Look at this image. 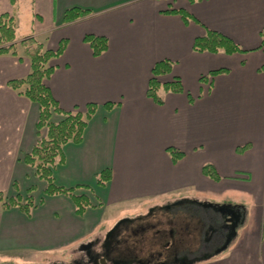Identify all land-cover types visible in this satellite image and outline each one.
<instances>
[{"label": "crops", "instance_id": "obj_1", "mask_svg": "<svg viewBox=\"0 0 264 264\" xmlns=\"http://www.w3.org/2000/svg\"><path fill=\"white\" fill-rule=\"evenodd\" d=\"M22 5L30 13L23 24ZM72 7L91 14L63 23ZM179 9L192 19L169 13ZM0 14L14 19L18 42L33 37L48 50L64 42L45 84L63 111L86 119L81 139L63 146L52 173L54 184L72 194L44 195L42 184L30 192L29 215L0 208V264L76 249L109 234L125 210L160 206L177 195L216 203L223 212L235 209L241 221L224 254L199 264H264V0H0ZM206 30L240 51H193ZM86 35L105 37L106 52L94 57ZM160 61L172 63L161 82L178 78L183 91L160 88L157 103L147 90ZM29 72L21 48L0 56L5 196L27 194L37 180L22 156L38 141V108L7 85ZM170 149L181 158L174 161ZM205 166L219 179L208 177ZM106 169L110 178L99 183ZM73 195H84L89 207L77 211Z\"/></svg>", "mask_w": 264, "mask_h": 264}, {"label": "trees", "instance_id": "obj_2", "mask_svg": "<svg viewBox=\"0 0 264 264\" xmlns=\"http://www.w3.org/2000/svg\"><path fill=\"white\" fill-rule=\"evenodd\" d=\"M10 1L12 4L15 2V0ZM187 1L194 3L197 0ZM169 13L180 16L185 23L192 19L188 12L181 9L171 10ZM90 14V10L72 7L64 12L63 23L74 22ZM16 35L17 25L14 19L7 14H0V56H15L17 50L21 48L30 62L29 74L25 78L9 81L7 85L38 108L36 129L39 138L31 152L22 156V161L33 168L37 178L44 182V195L71 193V189L54 184L52 173L62 155L63 146L70 141L78 142L81 139L86 119L80 112L63 111L45 84V80L54 71L51 61L62 55L65 44L60 42L56 50H48L33 37L18 42ZM261 37L264 47V32H261ZM84 42L89 46L94 57L101 56L108 48V40L102 36L86 35ZM220 50L226 54L240 51L231 39L210 30H206L205 35L196 38L193 43L195 52L216 53ZM171 68L170 61H160L152 68L147 95L157 103H161L157 95L160 88L171 93L183 91L182 83L178 78H174L171 82H161V77L169 74ZM89 108V110L92 109L91 106ZM168 152L174 161L182 156L177 150L170 149ZM203 172L214 180L219 179L213 166L203 167ZM98 178L99 183L109 180L110 169L103 170ZM32 190L33 188H30L25 195L16 193L5 196L0 193V208L16 207L29 215L35 205L33 196L30 194ZM72 198L77 203V211H82L90 205L84 195H73ZM208 206L217 210L220 208L219 205L194 202L178 204L172 208L171 213H168L171 217L170 222L167 221L166 224L160 222V216H157L160 224L164 225L162 229L156 228L155 225L150 227L148 222L143 223L144 217L118 221L106 240L107 257L117 264H192L201 257L210 260L215 258L216 250L211 251V247L219 239L220 233L217 232L215 235L214 232L209 243L203 242V234L207 231V227L200 211H204ZM165 212L163 214H166ZM132 233H139V235L135 236ZM220 248L216 249L220 250ZM189 255H193V258H189ZM140 256L143 258H139Z\"/></svg>", "mask_w": 264, "mask_h": 264}, {"label": "rangeland", "instance_id": "obj_3", "mask_svg": "<svg viewBox=\"0 0 264 264\" xmlns=\"http://www.w3.org/2000/svg\"><path fill=\"white\" fill-rule=\"evenodd\" d=\"M25 6L26 5L20 6V13L22 15L21 16L22 24L25 21L28 22V19L30 18V13L27 11L28 9L26 10ZM42 184L45 186L44 182L42 180H39L38 178L36 181H32L33 186L31 187H33L32 191H34V194L39 191ZM21 194L25 195L24 193ZM183 202H196V201H194L192 198H185L182 195H177L171 199H167L160 206L158 205L144 210H141L139 207L137 208V210L127 209L122 215L125 217L123 219H127V220L135 219L138 217H144L143 223L148 222L150 223V227L152 225L153 226L155 225L156 228L162 229L164 225H161L160 222H164L165 224L167 223V221L170 222L171 217L168 215V213H171L173 211L172 208H174V206H177L178 204H181ZM209 203L212 204V202ZM200 204L209 205L208 201H206V203L203 202ZM205 210L200 211L201 217L204 220V223L207 227V231H205V233L203 234V242L209 243L213 237V233L215 232L216 235L217 232H219L220 233L219 239L213 243L211 247L212 249L211 248L210 249L211 251H213L214 249L216 250L215 258L220 257L221 255L224 254L226 249H228L231 246L236 233L240 229L241 221L239 219L236 220L237 214H235L236 212L235 209L232 211V213H230L229 211L220 212L217 209L211 208L209 206L206 207ZM164 212L166 214H163ZM148 214L150 215L148 216ZM157 216H160V222L158 219L159 217L157 218ZM228 219H231V221H228ZM132 234H135V236L139 235V233H132ZM107 237L108 234L102 232L94 236V238L90 242L83 244L76 249H71V250L69 249L64 252H58V253L47 254L42 256L36 255L33 257H23L22 259L24 260L26 259L25 261L30 262L27 264H101L100 263L101 259L104 260L103 264H117L116 262H113L109 257H107V253L103 248V245L107 240ZM216 248L218 249L220 248V250ZM141 257L142 256H140L139 258ZM188 257L192 259L193 255H189ZM209 260L210 259L208 258L201 257V259L194 261L192 264L194 263L199 264ZM125 264H134V263H125Z\"/></svg>", "mask_w": 264, "mask_h": 264}, {"label": "water", "instance_id": "obj_4", "mask_svg": "<svg viewBox=\"0 0 264 264\" xmlns=\"http://www.w3.org/2000/svg\"><path fill=\"white\" fill-rule=\"evenodd\" d=\"M218 211L223 212V208L220 207V208L218 209ZM228 221H231V219H228ZM100 263L103 264V263H104V260L101 259V260H100Z\"/></svg>", "mask_w": 264, "mask_h": 264}, {"label": "flooded vegetation", "instance_id": "obj_5", "mask_svg": "<svg viewBox=\"0 0 264 264\" xmlns=\"http://www.w3.org/2000/svg\"><path fill=\"white\" fill-rule=\"evenodd\" d=\"M103 248L105 249V252L107 253L108 252V245H107V242H105V244L103 245ZM108 254V253H107Z\"/></svg>", "mask_w": 264, "mask_h": 264}]
</instances>
